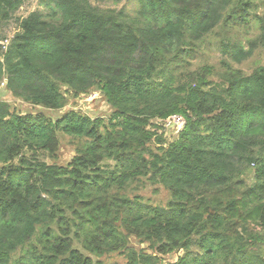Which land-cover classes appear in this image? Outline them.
I'll return each mask as SVG.
<instances>
[{"label":"trees","instance_id":"16d2710c","mask_svg":"<svg viewBox=\"0 0 264 264\" xmlns=\"http://www.w3.org/2000/svg\"><path fill=\"white\" fill-rule=\"evenodd\" d=\"M26 1L0 0V86L49 110L97 92L112 112L53 120L0 101V264H264V66L233 68L264 50V14L250 0H127L131 13L50 0L7 36ZM218 25L256 35L221 41L216 80L185 74ZM58 133L80 141L65 164L46 162ZM141 178L165 206L127 195Z\"/></svg>","mask_w":264,"mask_h":264},{"label":"rangeland","instance_id":"374dc122","mask_svg":"<svg viewBox=\"0 0 264 264\" xmlns=\"http://www.w3.org/2000/svg\"><path fill=\"white\" fill-rule=\"evenodd\" d=\"M50 0H27L23 6L15 13L13 18L6 23L3 31L7 36H11L17 29V18H24L33 11L46 10L45 4ZM93 6L100 9H115L129 11L135 8V3L127 0H89ZM252 15L262 16L264 14V0H250ZM256 35L255 29L251 31H245L244 28L236 27L234 29L226 30L222 26L218 25L205 39L203 47L194 53V59L190 60L186 66L185 74L191 72H199L204 67L213 72L210 77L213 80L219 78L225 68L224 63H228L227 58L221 54L219 45L221 41L227 42H240L246 49L248 47V40L253 39ZM231 63V62H230ZM264 66V50H256L254 54L245 61L239 64L233 63V68L240 69L246 74H249L257 66ZM67 96L66 105L60 110H49L39 106H31L23 101L17 100L11 96V94L5 89L3 85L0 86V101H5L10 104V107L19 113L27 112H42L47 117L55 120L63 113L69 110H77L90 117H103L109 118L112 109L106 103L105 99L97 92H90L86 96H80L77 98ZM179 125V122H178ZM178 125H166L165 135L168 139H173L177 132L183 127ZM59 150L55 158H46L48 163L65 164L74 154L75 148L79 145L80 141L69 136L58 133ZM129 197L138 196V198L148 204L154 206H165L169 200V192L167 189L156 183L152 184L150 181L141 178L136 184L131 185L127 190ZM129 246L138 250L145 248L146 245L139 243L136 239L130 238ZM150 252V251H149ZM179 255V254H178ZM173 254L165 256L162 259V263H169V260H174ZM102 264H126V259L123 255L118 253H111L101 258H97Z\"/></svg>","mask_w":264,"mask_h":264},{"label":"built area","instance_id":"2783aa9c","mask_svg":"<svg viewBox=\"0 0 264 264\" xmlns=\"http://www.w3.org/2000/svg\"><path fill=\"white\" fill-rule=\"evenodd\" d=\"M179 122V125H178ZM167 126L169 125H178L179 127L183 126V121L179 116H172L169 121L166 123ZM165 125V126H166Z\"/></svg>","mask_w":264,"mask_h":264}]
</instances>
